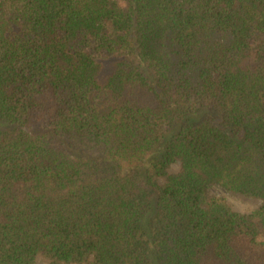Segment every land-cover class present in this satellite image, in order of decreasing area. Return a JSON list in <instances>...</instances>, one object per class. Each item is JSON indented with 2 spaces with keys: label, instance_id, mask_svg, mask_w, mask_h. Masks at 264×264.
Masks as SVG:
<instances>
[{
  "label": "trees",
  "instance_id": "obj_1",
  "mask_svg": "<svg viewBox=\"0 0 264 264\" xmlns=\"http://www.w3.org/2000/svg\"><path fill=\"white\" fill-rule=\"evenodd\" d=\"M39 259L264 264V0H0V264Z\"/></svg>",
  "mask_w": 264,
  "mask_h": 264
},
{
  "label": "rangeland",
  "instance_id": "obj_2",
  "mask_svg": "<svg viewBox=\"0 0 264 264\" xmlns=\"http://www.w3.org/2000/svg\"><path fill=\"white\" fill-rule=\"evenodd\" d=\"M176 170H177V166L173 165L171 171H176ZM209 194L216 196H224L226 201L229 203V205L232 207L233 210L242 213L251 212L254 209H256L260 204V201L258 199L248 198L238 194L226 193L224 190L217 187H210ZM38 264H46V263L39 259Z\"/></svg>",
  "mask_w": 264,
  "mask_h": 264
}]
</instances>
